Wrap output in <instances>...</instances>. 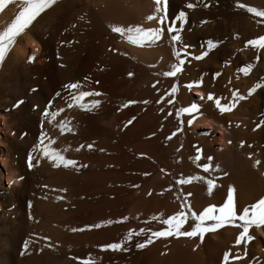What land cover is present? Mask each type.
<instances>
[{
    "label": "bare ground",
    "instance_id": "1",
    "mask_svg": "<svg viewBox=\"0 0 264 264\" xmlns=\"http://www.w3.org/2000/svg\"><path fill=\"white\" fill-rule=\"evenodd\" d=\"M78 1L55 0L17 36L0 61V157L8 160L7 167L0 168V264H79L85 242L93 240L84 230V215L89 209L94 212L93 218L96 208L101 206L113 216L129 218L124 225L103 223L95 228L94 239L108 237L115 242L129 228L134 232L145 228L152 216L159 213L166 218L180 210L181 204L186 203L197 214L204 206H219L229 185L234 187L238 209L264 195L261 174L264 173V124L253 130L264 121V73L256 74L251 86L259 83L261 87L246 95L238 111L221 114L213 102L199 100L200 95L214 94L215 85L209 73L196 78L181 66L182 71L174 77L161 75L178 63L166 31L161 41L143 46L133 45L111 31L114 25L157 26L155 21L146 19L155 9L154 0ZM21 3L22 0H7L0 9V30L14 18ZM261 5L264 10V2ZM207 31L215 42L213 20L208 23ZM33 39L39 42V50L29 62L27 56L34 52ZM179 45L178 42V50ZM220 53L221 48L216 46L210 50L209 59ZM246 58L244 53L239 59ZM128 72L133 75L129 77ZM196 80L202 83L191 89L185 87ZM75 81L81 83V90L102 93L99 97L85 98V102L99 99L100 105L91 111L65 107L68 92L62 86ZM173 84L177 85L173 104L167 103L171 93L157 104ZM33 88L35 92L30 90ZM57 92L59 96L55 95ZM50 98L53 101L50 111L64 107L52 124L41 116ZM17 100L23 103L17 105ZM193 100L200 103L202 114L189 127L190 116L181 114L178 120L175 110ZM127 101L136 103L122 107ZM65 118L71 121L73 130L61 134L57 125ZM130 119L132 123L128 124ZM205 120L210 126L203 123ZM40 121L46 135L54 138L52 146L66 158L75 160V166L53 168L46 158H40L38 166L26 168L25 156L37 140ZM181 121L183 130L169 139ZM208 129L210 134L202 136ZM247 131L259 134L251 141L245 137ZM241 140L245 141L243 147L239 144ZM250 143L261 147L253 161L248 158ZM89 144L91 149L87 147ZM193 144L202 148L200 161L190 159L195 155ZM208 156L213 158L210 162ZM257 160L260 164L253 167ZM204 162L211 164L207 173L198 166ZM157 168L163 171L164 179L148 186ZM13 176L16 180L20 176L23 179L9 185L7 178ZM188 176L213 179L215 186L211 194L203 180L177 183ZM168 196L174 200L172 203ZM188 215L189 222L182 230H190L194 223ZM72 228L83 230L73 232ZM240 230L234 225H224L206 232L203 238L198 235L190 239L192 243L200 242L210 250H218L229 234ZM257 231L264 234V225L249 228L251 235L264 242ZM145 237V233L134 235L127 242L128 251ZM26 239L30 241L27 250L23 248ZM139 250L137 257L142 261L144 254ZM194 254V250L177 247L170 262H191Z\"/></svg>",
    "mask_w": 264,
    "mask_h": 264
},
{
    "label": "snow or ice",
    "instance_id": "2",
    "mask_svg": "<svg viewBox=\"0 0 264 264\" xmlns=\"http://www.w3.org/2000/svg\"><path fill=\"white\" fill-rule=\"evenodd\" d=\"M155 2V9L154 11L146 17L149 21H155L157 26L155 27H144L140 24L136 25H128L127 27L114 25L111 26V31L113 33H117L120 36L124 37L128 42L136 46H143L147 44H153L155 42L161 41L162 36L164 35L165 31L173 44V55L178 63L172 64L170 71H164L161 73L164 77H174L177 73L182 71V65L185 64V59L182 58L181 53L184 56L190 55L186 51L188 48L187 45H182L179 50L176 47V44L182 40L181 31L183 29L184 23L186 22V12L181 10L175 20H171L167 15V3L168 0H154ZM7 3V0H0V9H2ZM55 0H22L21 6L19 11L14 15V18L0 30V61H2L8 49L13 45L17 36L23 33L33 22L34 20L43 13L46 9H49ZM238 7L246 8L249 13H253L256 17H264V10L258 9L256 7L247 6L245 4H237ZM186 8H193L194 5L192 3H187L185 5ZM180 22L179 28L176 27V21ZM204 21H201L203 23ZM63 43V42H62ZM218 42H214L213 40L209 39L206 41L207 50H202L199 55L194 56L193 58L196 60H200L204 58L208 51L212 50L217 46ZM251 45L253 48L264 47V35H260L259 37L248 39L245 43V46ZM115 51V49H113ZM34 54L28 55L27 60L32 62L34 60ZM252 65L247 64L237 69L238 72L243 73L244 75H248L249 71L251 70ZM127 75L131 77L133 75L132 72H128ZM215 76H219L220 73L217 72L214 74ZM88 78L85 77V80ZM98 83V82H97ZM202 83V80H196L193 82H189L185 85L186 88L191 89L193 85L199 86ZM68 92V102H66L65 107L71 109L73 106L78 107L79 109L91 111L93 108L100 105L101 101L99 99H91L85 102L86 97H99L102 93L98 91H84L81 90V83L79 81L69 82L62 86ZM155 87V84H153ZM261 84L257 83L253 87H250L248 91V95L250 96L257 88H260ZM31 91L35 92L36 89H30ZM177 91V85L173 84L169 91H166L163 95L159 97L156 101L157 104L160 101H163L166 96L170 93L172 95L171 99L167 100L169 105L173 104V100L175 99V93ZM59 96L60 93L57 92L55 94ZM246 97L243 95L238 94L237 91H232L231 98L227 100V102H222L224 97L216 96L214 97L213 93L208 92L206 97L203 95L199 96V100H207L213 102L215 108L219 111V113L223 114L226 112H231L233 109L237 107V103L239 101L244 100ZM147 101H145L146 103ZM23 103L22 100H17L16 104L19 105ZM136 103L135 101H127L125 105L122 107H126L127 104ZM53 104L52 99L50 98L46 105L43 106L41 111V116L47 118V122L52 124L55 118L64 111V107H61L56 110L50 111V108ZM34 109L38 110V106L33 105ZM200 103L196 100H193L190 104L183 107H178L175 110V116L179 120L181 114H188L190 116L187 119V125L190 127L193 122L197 119L199 115L202 113L200 112ZM171 114V112L169 113ZM134 119V117L132 118ZM132 119H130L127 123L131 124ZM40 124V131L38 132V137L36 142L30 147L27 151L25 156V166L28 170H31L34 166H38L41 163L40 158H46L49 162H51V166L53 168L63 166L65 168L75 166L76 161L73 159L66 158L60 150L54 148L52 145L54 144V138L50 139L46 132L43 130V121L39 122ZM261 124H264V121L258 123L254 127V131L256 128H260ZM57 127L60 130V133L63 134L64 132L72 131L71 121L67 120V118L59 121ZM183 130V122L181 121L180 124L176 127L175 131L171 133L168 137L171 139L172 136H175L176 133L181 132ZM211 129L203 131L201 133L202 136H208L210 134ZM22 136L26 135V133H22ZM240 146L243 147L245 141L241 140L239 142ZM89 149L92 148V145H87ZM192 147L194 148L195 155L194 157H190V159H194L196 161L201 160L202 156V148L193 144ZM79 151V148L77 149ZM103 151V149H101ZM179 151V149H177ZM207 161H211L213 158L208 156ZM209 162H204L199 164V167H202L204 172L207 173L210 168L211 164ZM260 164V161L257 160L254 162L253 167H256ZM3 164H0V168H4ZM219 167L218 165L216 166ZM264 175V173H261ZM18 180H22L23 177L20 176L17 178ZM194 180H203L206 185L209 194H211L215 182L213 179H206L203 176H188L185 178H181L177 181L179 184H187ZM64 191V190H61ZM60 199L61 197H57ZM191 216L192 223L190 230H182V226L189 222V214ZM239 213V214H237ZM31 218V217H30ZM129 218L127 216L121 217L120 220L116 221L117 223L127 221ZM152 220L158 221L165 227L161 230H149L141 228L138 231H135L129 228L126 233L115 242H108L100 245L101 250H114V251H127V247L125 246L128 241L133 239V236H140L141 234L148 232L147 238L144 239L142 242H137L135 247L138 249H142L147 245L151 244L154 238L160 237H196L200 236L203 238L204 234L209 231H215L221 228L224 225H234L242 230L239 231L238 235L235 237V244L240 245L241 241L243 240L245 244L248 241L254 239L252 235L249 234V228L251 226H255L259 228L261 225H264V195L260 196L250 205L244 206L242 209H238L236 205V198H235V190L232 185L227 187L226 196L223 198V201L219 206L216 205H207L202 208V210L197 212L193 211L191 207L186 206V203L180 205V210L174 212L173 214L168 215L166 218H163L161 214H156L155 216L151 217ZM236 221H239V224H235ZM208 222V223H205ZM107 223L111 224L113 221H108ZM86 228H99L101 224H93V225H86ZM71 231H82L83 229L72 228ZM47 239V238H45ZM30 244L29 240H25L23 243V248L25 250L28 249ZM247 253L245 252L244 255ZM78 259V258H77ZM231 259H243V256L236 255L231 257ZM230 260V253L229 251H225L223 253L221 264H229ZM80 264H96L95 260L89 256L81 260Z\"/></svg>",
    "mask_w": 264,
    "mask_h": 264
},
{
    "label": "rangeland",
    "instance_id": "3",
    "mask_svg": "<svg viewBox=\"0 0 264 264\" xmlns=\"http://www.w3.org/2000/svg\"><path fill=\"white\" fill-rule=\"evenodd\" d=\"M258 1L259 0H248L246 2H250L249 4H246V2L244 3L247 6L262 9L261 2H264V0H260V4ZM187 3H192L194 7L190 9L186 8L185 5ZM238 3L244 4L243 2L241 3L237 0H168L167 3V15L171 20H175L181 10L186 12V22L184 23L183 29L181 31L182 40L179 42V46L181 47L182 45H187L188 48L186 51L190 53V55L184 56L183 53H181L182 58L185 59V64L182 65L183 69L192 74L190 75L187 73L188 75L192 77L195 75L194 77L196 78H199L203 73H209L210 78L215 85L213 95L214 97H224L225 99L222 100V102H227V100L231 98L232 91H237L238 94L247 98L249 96L247 90L252 87L251 82L254 80L256 74L264 73V47L253 48L251 45L247 47L245 46V43L248 39L264 35V17H256L253 13H249L246 8L238 7ZM258 6H260V8ZM212 20L215 22V42H218L217 46L221 48L222 53H220L217 57L209 59L210 51H208V54L204 58L196 60L193 58L194 56L199 55L202 50H207L206 41L210 39L207 33V25ZM201 21L204 22L201 23ZM179 26L180 22L177 20L176 27L179 28ZM244 53L246 57H248L246 58L247 60L245 59L246 62L239 59ZM239 60H241V62ZM247 64L252 65L248 75H244L243 73L237 71L238 68ZM217 72L220 73L219 76L214 75ZM244 100L239 101V103H237V107L231 112L238 111L239 107H242ZM223 114H227V112ZM258 134V131H247V133H245V137L251 139L252 141L253 138ZM249 146L251 148L248 158L250 161H253L252 157L261 152V147H258L257 143H250ZM262 151L264 154V149ZM262 156L264 159V155ZM261 160L262 157H260V161ZM161 172L163 171L157 168V171L152 174L149 180L150 184L148 181L147 185L152 186L156 184V182H161V180L164 179V175ZM148 192L150 191H147V193ZM167 199L170 201V203L174 201L169 196ZM104 209L106 210L107 208L103 207L102 209V206L97 207L95 211H99L97 212L98 214L95 212L96 216L94 218L92 217L94 216V212L90 211V209L87 210V212H89L88 214L86 212L88 216L86 214L84 215V220H86L84 221V230L86 231L85 233L93 240L90 239L91 241H89V239H87L89 242H85L86 245H84L83 249H85L84 251L86 252H82L83 255L78 262L79 264L82 259L89 256L95 260L96 264H175V262L173 263L170 261L173 257L174 250L177 247L185 248L191 251L194 250L195 252L194 258H192L191 262H176L177 264H221L223 253L225 251H229L230 253L229 264H264V242H262L261 239H258L257 236L252 235L254 239L248 241L247 244H245L242 240L240 245H236L235 237L239 232H232V236L229 234L230 240L226 239L227 242L225 240L221 245H218L220 249L217 250V248H215L213 249L214 251L212 249H208V247L200 242L192 243L190 237L187 239L176 236L154 238L151 244L141 249L144 254L142 261H140L137 257L140 250L138 248H134V250L132 249L135 246L131 248V253L128 251L129 249L127 251L101 250L100 245L112 242L111 239L106 237L101 239L102 241H97V239H94V233H96L95 230L97 228H86L85 226L95 224V222L96 224H102V226L103 223H106L104 224V226H106L109 224L107 223L108 221L117 223L116 221L120 220L121 217L113 216ZM100 210H103L102 214L105 217L100 213ZM98 215L99 217H103L99 219L97 217ZM86 217L87 219H85ZM119 223L124 225L126 221ZM163 227L165 226L158 221L150 219L147 221L144 229L155 231L161 230ZM256 234L261 238H264L263 233L257 231ZM145 235L146 239L148 232H145ZM103 240H106V242ZM128 244L129 243L125 245L126 247L128 246L127 248H129ZM87 247H91L92 249H90L92 251ZM245 252L247 253L246 255H244ZM236 255L243 256V259H231V257Z\"/></svg>",
    "mask_w": 264,
    "mask_h": 264
},
{
    "label": "clouds",
    "instance_id": "4",
    "mask_svg": "<svg viewBox=\"0 0 264 264\" xmlns=\"http://www.w3.org/2000/svg\"><path fill=\"white\" fill-rule=\"evenodd\" d=\"M31 42L33 44V50L38 51L39 50V42L35 41L34 39ZM203 123L210 126V122L207 120L203 121ZM0 164H3L5 167H7V165H8L7 157H0ZM14 182H18V180H16V178L14 176L7 178V183L9 185H11Z\"/></svg>",
    "mask_w": 264,
    "mask_h": 264
}]
</instances>
